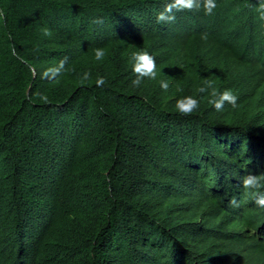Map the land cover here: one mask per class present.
<instances>
[{"label": "trees", "instance_id": "16d2710c", "mask_svg": "<svg viewBox=\"0 0 264 264\" xmlns=\"http://www.w3.org/2000/svg\"><path fill=\"white\" fill-rule=\"evenodd\" d=\"M256 1L158 23L163 0H0V264H177L211 247L212 232L173 214L172 191L201 165L220 183L196 155L264 147ZM138 51L158 67L134 87ZM204 80L237 106L216 111ZM189 95L198 108L179 114Z\"/></svg>", "mask_w": 264, "mask_h": 264}, {"label": "clouds", "instance_id": "9594fccd", "mask_svg": "<svg viewBox=\"0 0 264 264\" xmlns=\"http://www.w3.org/2000/svg\"><path fill=\"white\" fill-rule=\"evenodd\" d=\"M254 5V10L264 19V0H257ZM215 8V0H163V9L156 19L158 23H171L175 21L177 12L203 11L205 15H212ZM43 31L45 36L51 35L48 29ZM104 56L103 48L94 50L96 61ZM129 62L136 74L132 86L139 87L144 78H156L158 60L155 54L138 51L129 57ZM63 67L64 59L56 71ZM83 79H88L87 73ZM96 84L103 85V78H98ZM159 87L167 91L168 81L161 79ZM197 91L211 96L209 103L216 111L235 108L239 102L231 89L217 93L212 80H204ZM43 99L46 100V97ZM197 108L198 99L191 95L176 103V111L182 115H188ZM256 144H249L251 150L240 152L243 157L232 152L227 157L224 156L226 152L210 157L195 156L193 161L215 165L222 177L218 178V185L214 171L208 167L204 170L206 166L201 165L202 169L197 173H189L195 179L188 176L173 188L172 194L177 196L179 206L173 214L176 217L188 216L196 225L205 226L204 231L213 233L208 242L210 248L203 251L193 248L184 250V257L177 264H264V220L261 217L264 214V147ZM181 186L186 190L181 191ZM247 221L254 223L253 226L245 228L242 224Z\"/></svg>", "mask_w": 264, "mask_h": 264}]
</instances>
